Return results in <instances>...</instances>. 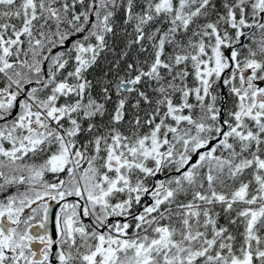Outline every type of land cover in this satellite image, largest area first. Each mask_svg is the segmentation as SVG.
I'll return each mask as SVG.
<instances>
[{"label":"snow or ice","instance_id":"snow-or-ice-1","mask_svg":"<svg viewBox=\"0 0 264 264\" xmlns=\"http://www.w3.org/2000/svg\"><path fill=\"white\" fill-rule=\"evenodd\" d=\"M0 264H264V0H0Z\"/></svg>","mask_w":264,"mask_h":264}]
</instances>
